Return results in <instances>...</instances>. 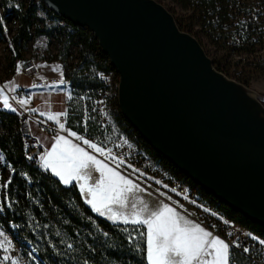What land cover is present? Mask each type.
Listing matches in <instances>:
<instances>
[{"label":"water","instance_id":"1","mask_svg":"<svg viewBox=\"0 0 264 264\" xmlns=\"http://www.w3.org/2000/svg\"><path fill=\"white\" fill-rule=\"evenodd\" d=\"M42 1L97 39L119 74V109L143 140L264 228L261 92L219 70L200 40L157 0Z\"/></svg>","mask_w":264,"mask_h":264},{"label":"trees","instance_id":"2","mask_svg":"<svg viewBox=\"0 0 264 264\" xmlns=\"http://www.w3.org/2000/svg\"><path fill=\"white\" fill-rule=\"evenodd\" d=\"M183 1L186 5H191L196 14L203 15V20L207 22L211 32L213 30L226 31L225 38L229 39L232 35L230 30L234 28L240 39L244 37L241 44L235 45L237 48L240 47V50L247 49V45L244 44L251 35L259 36L257 42L262 40V32L259 31L258 25L245 22V20L239 21L236 25L231 23L233 19L230 18V11L239 9L240 14L246 16L247 3L242 2L238 5L239 7H236L235 2L238 0ZM23 7L22 4L20 7L13 5L10 9V13H14L18 20V28L12 40L14 57L9 64L11 73L18 65L17 60H23L21 44L28 42L32 36V23L27 17L37 7L29 3L25 13H22L21 8ZM49 12L54 17L66 21L67 25L74 30L73 33H65L68 38L67 46L77 43L81 47L80 59L69 66V73L64 72L73 93L79 99L75 104L74 99H70L66 124L74 131L85 133L89 138L101 137L105 132L107 122L102 125L99 114L98 121H85L84 97L82 96H90L98 88L107 89L108 85L99 80L98 73L103 71L107 74L115 71V68L111 65L109 57L102 52L97 39L87 28L73 25L54 12ZM225 22L226 28L219 27ZM178 25L181 29L192 33L179 22ZM207 26L205 25L206 29ZM59 28L62 30L65 27L59 25ZM35 29L38 33L46 32L45 28L36 27ZM0 31H2L1 26ZM75 37L76 42H74ZM228 47L233 46L228 45ZM65 61L66 57L62 62L65 63ZM214 64L216 65L215 60ZM217 68L225 73L224 69ZM235 79L245 83L241 79ZM262 98L264 102V94ZM114 103L118 107L117 99ZM118 116L120 117L118 122L127 132L128 138H138L143 145L155 153L123 115L119 113ZM0 150L4 153L12 170L14 169L11 176L12 182L5 191L3 211H0V223L13 236L24 256L29 258V264H83L85 260L88 264H147L144 239L140 238L138 243L130 244L125 232L121 231L125 227L134 229L137 226L113 224L105 217H100L91 210L75 184L64 185L58 177L40 167L39 155L32 154L33 159H28V149L22 138L17 112L0 109ZM163 160L172 168H176L166 159ZM175 171L182 174L177 168ZM203 192L210 198L212 206L215 205L214 207L223 215L264 236V228L219 202L207 191L203 190ZM8 204H11V207H8ZM139 230L145 231V228L141 227ZM105 232L108 236L103 235ZM68 243L73 244V249H67ZM29 246L36 250L37 261L30 259ZM2 254L3 250L0 249V256Z\"/></svg>","mask_w":264,"mask_h":264},{"label":"rangeland","instance_id":"3","mask_svg":"<svg viewBox=\"0 0 264 264\" xmlns=\"http://www.w3.org/2000/svg\"><path fill=\"white\" fill-rule=\"evenodd\" d=\"M157 1L164 4L174 14L176 20L183 27L189 29L192 34L200 40L208 55L216 61L217 67L224 69L225 73L230 77L241 79L251 87L258 89L261 92V99H263L264 27L258 28L259 31L262 32L261 41L257 42L259 36L251 35L247 38L246 44H244L247 45V49L245 48L240 50V47L237 48L235 45L241 44L244 37L243 39H240L234 28L230 30L232 31L230 38L226 39V31L222 32L221 30H213V32H211L210 27L207 26V22L203 20V15L196 14L194 12V8H191V5L189 4L186 5L183 0ZM242 2L247 3L248 5L245 8L247 10V15L245 16L242 13L240 14L239 9H236L237 11L231 10L230 18L233 19L231 21L232 25H236L242 20H250L257 15H259L260 20H264V0H238V2H235V6L237 7ZM29 3L30 0H0V18H3L4 21V24L0 25L2 27V31H0V81L7 78L11 73L9 64L14 57L12 40L18 28V20L14 13H10V9L13 5L20 7V4H22L24 7L21 8V12L25 13L26 6ZM33 5L37 8L35 11L29 13L27 17V19H29L32 23V36L28 42L21 44L23 60L31 59L38 63L58 61L62 64L64 72L69 73V66L76 63L81 57V47L77 43H73L69 47L67 46L68 38L65 33H73L74 30L67 25L66 21L61 18L54 17L49 12L51 10L44 5L42 0H35ZM59 25H62L65 28L60 30ZM205 25L207 26L209 33L206 32L207 29L205 28ZM5 27L7 31L4 30ZM36 27L45 28L46 32L38 33L35 29ZM219 27L226 28V22L222 25L220 24ZM76 41L77 38L75 37L74 42ZM228 45H232L233 47L229 48ZM241 47H243V45ZM64 57H66L65 63L62 62L64 61ZM22 61L17 60V63L21 64ZM101 73L106 74L103 71H101ZM106 75L108 77V88L106 89V114L108 118L105 126V132L101 137L93 139L87 137L85 133L75 132L78 135H82L86 139L97 143L99 146L104 147L106 150H111L115 156L124 161L121 165L122 168L126 169L152 188L172 196L178 204L194 214L203 223L211 225L217 221H223L222 219L225 218L223 217L224 215L214 207L215 205L212 206L210 198L203 192L204 189L185 174L176 172V168L174 169L170 165L166 164L163 160L165 158L158 154L149 145L148 146L155 153L151 152V150L144 145L152 157L151 164L147 167L138 168L125 160L126 154L117 150L119 143L129 139L127 132L118 122V119L120 118L118 115L121 111L119 106L117 107L114 103L115 99H117L119 74L116 71H110ZM70 93L71 99H74V104L77 103L79 99H77L78 96L73 93L72 88H70ZM85 96L86 95L82 97ZM33 101L34 103L37 101H43L44 104L41 106L43 109H52L51 111L44 112L45 115L49 113H63L67 110L66 104L64 107L57 109L59 108V95L53 96L52 94L39 92L34 95ZM53 103L56 104L55 108H53ZM41 107L38 108L41 110ZM91 121H98V113L87 109V122ZM129 165L131 167H129ZM133 169L138 171L134 172ZM12 173V167H9V163L6 160L4 153L0 150V185H3L6 181H8L9 177L12 176ZM156 181H160V183H156ZM173 183L186 185L188 187L187 193L178 194L172 192L169 186ZM5 191V188L0 187V207H2L5 200ZM0 231L4 233V236H0V240H4L6 238L11 242L8 254L17 258L19 264H29V258L24 256L21 248L18 246L13 236L1 223ZM130 233L137 237L135 241H129L128 236ZM125 235L130 244H135L140 241L138 233L134 232L133 229H128V232H125ZM4 254L5 253L3 252L0 257ZM28 255L30 259H34L35 261L38 260L37 252L32 246L28 247Z\"/></svg>","mask_w":264,"mask_h":264},{"label":"snow or ice","instance_id":"4","mask_svg":"<svg viewBox=\"0 0 264 264\" xmlns=\"http://www.w3.org/2000/svg\"><path fill=\"white\" fill-rule=\"evenodd\" d=\"M3 24V18H0V25ZM4 30L7 31L6 27ZM20 67L18 65V71ZM60 83H63V80ZM6 89L15 91V88L10 87L9 84L0 87L2 107L16 112L17 108L13 107L9 96L5 94ZM12 100L20 106L30 103V98L16 100L13 96ZM31 111L37 110L31 109ZM40 115L43 116L45 113L41 112ZM61 116L66 117L67 111L47 114V119L54 121L59 130L67 132V135L57 134L53 137L54 143L51 148L39 157L43 168L51 170L52 174L58 177L64 185H72L76 182L82 198L100 217H105L113 224L137 226L133 231L137 232L139 237L146 242L147 264H233L231 249L241 246L238 240L229 244L199 223L182 215L176 207L168 203H161L156 208L150 207L138 195L146 189L141 188L133 179L118 170L124 161L115 156L111 150H106L84 136L78 135L75 131L66 129L65 123L60 120ZM70 137L81 141L87 149L92 151L86 150L80 143H74ZM93 153H98L103 159H99ZM28 159H33V157L28 156ZM106 161H111L115 167L110 166ZM133 171L138 170L133 169ZM93 173H98V177L94 180ZM11 182V177H9L8 181L0 187L6 189ZM161 195L165 194L161 193ZM8 207H11V204H8ZM0 211H3L2 207ZM141 227L146 231H139ZM121 231L128 232V228L125 227ZM103 235L108 236V233L105 232ZM248 235L260 245H264V239ZM0 236H4L2 231H0ZM136 238L131 233L128 236L130 242L135 241ZM10 245L11 242L6 238L0 240V249L5 253L0 257V264H19L17 258L8 254ZM66 247L71 250L73 244L68 243ZM243 252L249 253L250 249L244 247ZM83 264H88V261L85 260Z\"/></svg>","mask_w":264,"mask_h":264},{"label":"built area","instance_id":"5","mask_svg":"<svg viewBox=\"0 0 264 264\" xmlns=\"http://www.w3.org/2000/svg\"><path fill=\"white\" fill-rule=\"evenodd\" d=\"M259 20L260 17L257 15L250 20H245V22H249L263 28L264 20ZM21 69L23 72L34 77L37 69L36 63L31 59L23 60L21 62ZM98 76L100 81L108 84V77L106 74L100 72L98 73ZM106 95V89L98 88L93 91L92 95L84 97L83 105L85 121H87V109H90L91 111L97 112L100 115L99 119L102 125L107 122L108 117L106 114ZM9 96H15L16 99L19 100L22 98H29V93L26 89H16L15 91L9 92ZM33 114L34 112H32L31 109H24L23 112L19 114L20 131L24 144L28 149V156H32L35 149H40V151L42 150V146L38 137L30 130L29 122ZM45 117H47V115H45ZM66 117L61 116V121L65 122ZM47 126L51 129H54L52 124H48ZM117 150L121 153H125V160L133 166L145 168L151 164L152 157L143 143L138 140V138L128 139L127 141L119 143ZM169 187L172 192L178 194H185L188 191V187L181 183H173L170 184ZM223 217H225L222 219L223 221L220 220L212 223L211 225L206 224V226H208L215 235L220 236L229 244H232L233 241H239L241 246L239 248L233 247L231 249L233 264H264V245H260L258 241L251 239L248 234L261 239H264V236L253 232L249 227L229 219L225 215ZM244 247H248L250 252L244 253Z\"/></svg>","mask_w":264,"mask_h":264},{"label":"crops","instance_id":"6","mask_svg":"<svg viewBox=\"0 0 264 264\" xmlns=\"http://www.w3.org/2000/svg\"><path fill=\"white\" fill-rule=\"evenodd\" d=\"M35 63H36L37 69H36V73L34 77L23 72L21 67L18 71V65L21 66V64L19 63L17 67L15 68L14 72L10 73L7 78L0 81V87H3L5 84H9L10 87H14L15 90L16 89H26L28 91L30 103L25 106H20L18 103L12 100V97L9 96V92H12L11 90L6 89L5 94L9 96L10 103L13 104V107L17 108V111H16L17 113L21 114L24 109H36L37 110L34 112L32 118L30 119L29 125H30L31 132L38 137L39 142L42 146V150L39 154V157H40V155H43L47 150L51 148L52 144L54 143V140H53L54 136H56L57 134L67 135V132H61L59 130L58 125L54 121H49L47 118H45L44 115L43 117L40 115L41 112L43 113L48 112V111H51L52 109H43L41 106L44 104V102L37 101L36 103H34L33 97L35 94L39 92L52 94L53 96L59 95V104H58L59 108L57 109L64 107V105L66 104L67 105L66 111L68 114V106H69V101H70L69 96H71V93H70L71 86H70V82L66 80L65 78L64 68L60 62L47 61V62L38 63L35 61ZM61 73H63V75H61ZM61 80H63V83H60ZM52 105H53V108H55L56 104L53 103ZM38 107H41V110ZM0 109H4L2 107V101H0ZM60 120H61V117H60ZM63 123H65L66 129H71L67 126L66 121ZM48 124H52L54 126V129L49 128L47 126ZM70 139H72L74 143H80L82 147L86 148V150L92 151L90 149H87V146L83 145L81 141H76L75 138H72V137H70ZM93 154L97 155L99 159H103V157H100L98 153H93ZM106 162L109 163L110 166L115 167V164L112 163L111 161H106ZM39 165L42 169H44L40 158H39ZM118 170L121 171L122 174L127 175L130 179H133L134 182L138 183L141 188L146 189V191L140 192L138 193V195L141 198H143L149 204L150 207L156 208L161 203H168L169 205L176 207L177 211L181 212V214L187 217L188 219L192 220L195 223H199L205 229L212 232V230L208 226H206L205 223H203L200 219H198L190 211L186 210L184 207L178 204L176 200H174V198L170 196L169 194L164 193L165 195H161V193L163 192L158 191L152 188L151 186L147 185L142 180H140L138 177H136L135 175H133L126 169L122 168L121 166ZM45 171L52 173L51 170H45ZM97 177H98V173H93V180L96 179ZM73 184H75L78 187L76 182H73ZM213 235L215 234L213 233ZM215 236H218V235H215Z\"/></svg>","mask_w":264,"mask_h":264}]
</instances>
